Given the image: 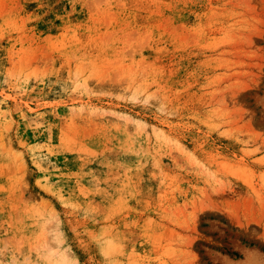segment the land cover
<instances>
[{"label":"rangeland","instance_id":"rangeland-1","mask_svg":"<svg viewBox=\"0 0 264 264\" xmlns=\"http://www.w3.org/2000/svg\"><path fill=\"white\" fill-rule=\"evenodd\" d=\"M0 264H264V0H0Z\"/></svg>","mask_w":264,"mask_h":264}]
</instances>
